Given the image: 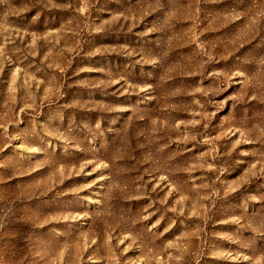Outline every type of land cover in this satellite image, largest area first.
<instances>
[{
    "label": "rangeland",
    "instance_id": "obj_1",
    "mask_svg": "<svg viewBox=\"0 0 264 264\" xmlns=\"http://www.w3.org/2000/svg\"><path fill=\"white\" fill-rule=\"evenodd\" d=\"M0 264H264V0H0Z\"/></svg>",
    "mask_w": 264,
    "mask_h": 264
}]
</instances>
